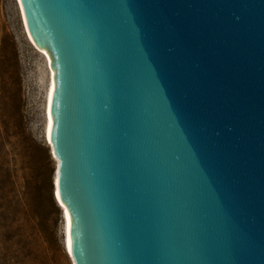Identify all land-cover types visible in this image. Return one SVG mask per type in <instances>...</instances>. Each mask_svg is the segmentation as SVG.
<instances>
[{"label":"water","instance_id":"obj_1","mask_svg":"<svg viewBox=\"0 0 264 264\" xmlns=\"http://www.w3.org/2000/svg\"><path fill=\"white\" fill-rule=\"evenodd\" d=\"M19 3L73 264H264V0Z\"/></svg>","mask_w":264,"mask_h":264},{"label":"rangeland","instance_id":"obj_2","mask_svg":"<svg viewBox=\"0 0 264 264\" xmlns=\"http://www.w3.org/2000/svg\"><path fill=\"white\" fill-rule=\"evenodd\" d=\"M46 59L17 0H0V264H73L45 135Z\"/></svg>","mask_w":264,"mask_h":264},{"label":"bare ground","instance_id":"obj_3","mask_svg":"<svg viewBox=\"0 0 264 264\" xmlns=\"http://www.w3.org/2000/svg\"><path fill=\"white\" fill-rule=\"evenodd\" d=\"M17 2H19V0H17ZM19 5H20V3H19ZM20 10H21V6H20ZM21 13H22V10H21ZM22 17H23V14H22ZM23 21H24V18H23ZM24 24H25V22H24ZM38 52L44 56V58L47 61L48 66H49L50 60H49L48 55L45 52H42L40 50H38ZM53 76H54V73L52 71H49V82H48V86H47V90H46V102H45L46 103L45 104V116H46L45 135H46V139L48 141V144H49V140H48L49 139V132H50L51 124H52V120H51V118L49 116V109H50V103H51L52 94H53V91H54ZM55 181H56V172H55V175H54V184L53 185H54L55 196L57 198V201L59 202V199H58V196H57V192H56V188H55ZM60 206L62 207V211H63L64 232H65L64 242H65L66 250H67V252H68V254L70 256L69 216H68V212H67L66 208L63 205H61V204H60Z\"/></svg>","mask_w":264,"mask_h":264}]
</instances>
